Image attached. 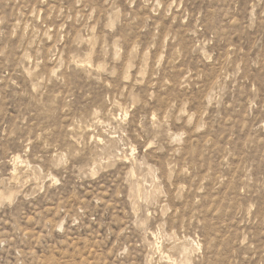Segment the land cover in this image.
<instances>
[{
  "label": "rangeland",
  "instance_id": "374dc122",
  "mask_svg": "<svg viewBox=\"0 0 264 264\" xmlns=\"http://www.w3.org/2000/svg\"><path fill=\"white\" fill-rule=\"evenodd\" d=\"M0 193V264H264V0H0Z\"/></svg>",
  "mask_w": 264,
  "mask_h": 264
},
{
  "label": "bare ground",
  "instance_id": "6f19581e",
  "mask_svg": "<svg viewBox=\"0 0 264 264\" xmlns=\"http://www.w3.org/2000/svg\"><path fill=\"white\" fill-rule=\"evenodd\" d=\"M92 66V65H91ZM98 71V70H97ZM116 106V105H115ZM112 115V114H111ZM113 117V116H112ZM115 119V118H114ZM115 121V120H114ZM93 140V139H92ZM99 141H101V140H99ZM130 141V140H129ZM17 159H19V158H17ZM136 163V162H135ZM134 166V165H133ZM54 178V177H53ZM53 180V179H52ZM136 192V191H135ZM1 194V193H0ZM13 199V196L12 195H10L9 197H7V200H9V201H11ZM61 227H62V225H61ZM185 251H188L187 249H184ZM188 262V261H187ZM189 264V263H188Z\"/></svg>",
  "mask_w": 264,
  "mask_h": 264
}]
</instances>
